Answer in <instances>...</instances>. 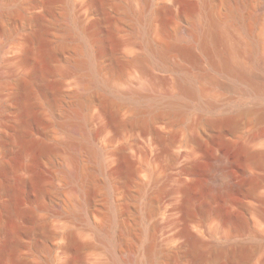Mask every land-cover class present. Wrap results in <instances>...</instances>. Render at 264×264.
<instances>
[{"label":"rangeland","instance_id":"374dc122","mask_svg":"<svg viewBox=\"0 0 264 264\" xmlns=\"http://www.w3.org/2000/svg\"><path fill=\"white\" fill-rule=\"evenodd\" d=\"M31 1H2L0 264H264V163L254 158L264 120L254 113L237 127L207 123L264 107V98L242 97L198 44L197 60L178 51L191 31L184 11L220 17L232 0H109L105 20L91 0H59L41 26L25 19L42 13ZM263 1L252 0L249 12ZM161 2L170 7L158 13ZM67 15L76 29H67ZM97 37L120 59L100 56ZM149 40L174 44L164 57ZM81 41L100 81L87 90ZM36 71L44 80H30ZM19 79L31 84L29 116ZM188 79L198 95L182 91ZM72 91L84 96L80 104ZM79 130L98 159L78 145ZM99 163L94 184L82 171ZM125 165L129 177L118 169ZM151 209L158 213L150 217Z\"/></svg>","mask_w":264,"mask_h":264},{"label":"bare ground","instance_id":"6f19581e","mask_svg":"<svg viewBox=\"0 0 264 264\" xmlns=\"http://www.w3.org/2000/svg\"><path fill=\"white\" fill-rule=\"evenodd\" d=\"M2 1L3 0H0V19H5L9 16V14H7V12L5 11L4 9L5 6L2 3ZM58 1L59 0H44L43 2H41L38 0H32L30 2L31 8L34 10H38V9L42 10V13L26 14L25 19H27V21H29L30 23L31 22L36 23L37 25L40 26L43 25L44 23L43 14L50 13L55 8ZM91 1L94 2L95 10L101 16L100 19H103L105 17L104 5L109 0H91ZM172 1L175 2V0H171V2ZM251 1L252 0H232L231 7L229 11L225 13V15H220V17H217L211 12H208L205 15L204 20L202 21L195 14H193V12L184 11L186 18L187 19L189 18L188 19L189 22L191 21L190 23L191 31L189 33L187 32L186 35H183V37H181V39L184 38L187 41L186 44L182 46L181 45L178 46L179 49L178 51H180L183 55L192 58L193 60H197L198 56L194 54L192 50V46L198 44L202 48L204 54L211 59L213 65L212 70L228 75L231 78L230 80L231 82L228 85L234 89H237V91L242 97H245L247 95H254L257 98H264V1L258 5L257 9L253 11V13L252 11L250 13L248 9L249 7L251 8ZM169 7L170 5L161 2V4L157 8V12L163 13ZM25 8L24 6L17 7L16 13L17 14H20V12L23 13L22 10H24ZM144 17L147 20L146 14L144 15ZM67 20H68L67 29H76V27L78 26L77 22L70 21V17L68 15H67ZM103 20H105V18ZM179 33L181 32L179 31ZM92 36L94 37V35ZM79 37L81 39L80 35H78V38ZM80 39L78 40L80 41ZM96 39L99 44L100 56L109 55L112 57L113 60L116 61L118 60V58L120 59V57L117 58V56H115V53L113 52L114 50L113 51L112 49L110 50L111 47L109 48L108 41L106 39L104 38L98 39V37ZM82 41L80 44L82 57L78 62L79 65L83 67H87L90 70L88 80L85 83H83V85L81 84L82 88L87 90L92 88V86H98L100 84V81L97 77V72H96L97 70L92 67V59L89 57V53L85 48L84 42ZM173 44L174 43L171 42H164L163 44H157L153 41L150 40L148 41V45L150 49L164 57L167 51L173 47ZM135 60H137V58L132 59V61ZM122 61L124 63L125 62L127 63L129 60L122 59ZM33 75L34 77L30 78V80H33L35 77L44 80L45 77L44 73L40 71H36L35 73H33ZM209 77L211 78V81L212 79L216 78L213 75L212 77L211 76ZM17 84L19 90L21 91V95L19 96V98L21 101L26 103L25 106L26 115L29 116V111L31 110L34 104V100H32L31 84H29V82H26L25 80H20V79L18 80ZM180 85L182 91L186 94L189 95L199 94V91L196 88L197 86L195 87V84H193L191 80L182 81L180 82ZM109 89L110 88L108 84H103L102 90L108 91ZM59 94L60 92L57 91L52 93L54 97H59L60 96ZM68 94L74 99L73 101L75 103H79V104L81 102L82 97H84L79 91H72ZM100 95L102 94L100 93ZM112 113L113 114H110L112 117V121L117 123H122L121 121H119L117 114L114 112ZM254 113H258L259 119L264 120V107H260V108L251 107V108H242L241 110L237 111L231 116L212 117L207 121V123L215 127H222L225 125L237 127L240 121L239 117L241 116L244 117L246 115H251ZM148 130L156 132L158 137H162L165 134L161 131L156 130L154 127H150ZM80 133L83 136V139H80V141L82 140L81 143L77 142L78 145H80L82 148L86 147L87 149H89L90 152L89 151L88 152L90 153V155L94 159H98L99 153L96 150V148L92 146L91 142L87 138V134L85 130H81ZM260 145L263 147L262 149H259L254 153V158H257L260 162L264 163V142L260 143ZM82 152L84 151L82 150ZM0 166H3L1 160H0ZM100 168L101 165L99 163L98 167L95 168V170L86 169L85 173L84 170L81 171L83 172V176L88 175L91 181L94 182L97 179L99 180L101 179L99 174L95 176L96 170L98 171ZM118 169L121 170V173L125 177H129L130 168L128 165H125V170H123L124 172L122 171V169L120 168ZM74 171L76 170L74 169ZM76 173L77 172L75 173L72 172L71 175L75 176ZM84 179H87V177L86 178L84 177ZM11 194L13 193L11 192ZM78 204L80 205L82 204V202L80 201ZM156 212L152 211L151 209L148 215L151 217L153 214H156ZM0 230H1V226H0ZM187 232L190 235V237H192L190 239H193V236H191L189 229L187 230ZM16 234H17L16 232H13L14 237L16 236ZM121 235H124V233H122ZM190 241L192 242V240ZM195 243H196L195 241L192 242L193 246L195 245ZM70 245L76 247L79 245L77 242V238L72 233H70ZM153 246H154L153 243H151L149 248L151 252L153 251L152 250ZM22 264H28V261L26 259H23Z\"/></svg>","mask_w":264,"mask_h":264}]
</instances>
